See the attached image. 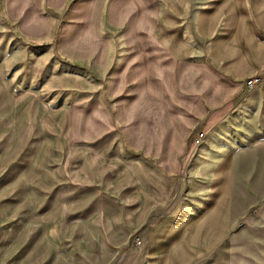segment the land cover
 <instances>
[{"label": "crops", "instance_id": "obj_1", "mask_svg": "<svg viewBox=\"0 0 264 264\" xmlns=\"http://www.w3.org/2000/svg\"><path fill=\"white\" fill-rule=\"evenodd\" d=\"M71 1L61 15L70 0H0L2 16L28 38L46 36L57 13V49L70 61L92 56L108 64L114 55L98 30L100 2H109L105 18L126 28L104 101L51 107L38 92L14 86L0 62V264H205L223 251L231 160L217 158L204 206L177 202L188 184L182 169L195 147L191 130H228L244 78L264 62L250 11L232 2L233 30L212 32L207 55L193 59L180 32L161 30V22L144 28L140 2L156 0ZM81 2L90 3L88 13ZM114 3L124 15H110ZM227 7L200 18V34ZM253 11L264 25V0ZM87 32L90 46L80 42ZM205 139L202 161L216 147ZM136 235L141 243L132 245Z\"/></svg>", "mask_w": 264, "mask_h": 264}, {"label": "rangeland", "instance_id": "obj_2", "mask_svg": "<svg viewBox=\"0 0 264 264\" xmlns=\"http://www.w3.org/2000/svg\"><path fill=\"white\" fill-rule=\"evenodd\" d=\"M232 2H244L247 6L250 11L248 22L256 27L259 42L264 46V25L258 22L253 11L256 0H156L140 3L146 30L161 22V30L180 32L192 49V58L200 59L207 55V47H210L209 42L214 36L212 32L226 34L233 30L234 18L228 11ZM72 3L70 0L57 13L66 15ZM108 3L100 2L97 8L101 16L98 23L101 39L114 51L108 64H105V59L99 62L92 56L75 61L63 58L56 42L61 25L57 13L52 14L53 23L48 34L41 38L22 36L0 13V62L5 65L6 74L14 86L38 92L51 107L64 103H88L98 98L104 101L105 79L110 69L118 65L121 55L122 39L118 32L126 29L125 23L114 24L105 18ZM221 3L229 7L222 11L208 34H200L199 19L207 17L208 12ZM89 4L81 2L78 8L82 13H88ZM125 10L114 3L109 13L122 16ZM242 25L247 27V31L250 29L247 22ZM202 35L209 39L205 41ZM80 42L90 46V34L87 32ZM262 59L264 61V54ZM256 72L264 73V62L258 64ZM234 104L224 121L229 129L222 134L209 131L205 135V140L210 138L208 142L216 146L209 152L210 156L201 160L199 149L204 139L194 145L187 166L182 169V175L189 176L188 184L180 189L177 202L196 205L202 202L203 206L210 202L213 174L218 168L216 160L221 159L222 154L224 158L229 157L231 181L223 251L219 247L218 254L210 256L205 264H264V83L252 90H242L239 101ZM218 125L224 124L219 122ZM196 129L206 132L204 128L194 127L188 139ZM64 140L63 131L56 135L58 143ZM188 143L191 148V138Z\"/></svg>", "mask_w": 264, "mask_h": 264}, {"label": "built area", "instance_id": "obj_3", "mask_svg": "<svg viewBox=\"0 0 264 264\" xmlns=\"http://www.w3.org/2000/svg\"><path fill=\"white\" fill-rule=\"evenodd\" d=\"M264 82V73H254L250 77L246 78L244 81L245 88L247 90H252L253 88L261 85ZM205 137V132L202 129H196L193 133V136H191V142L193 145L199 144ZM141 243V240L138 236H133L131 239L132 245H139Z\"/></svg>", "mask_w": 264, "mask_h": 264}]
</instances>
